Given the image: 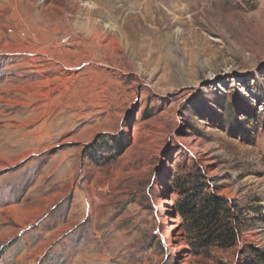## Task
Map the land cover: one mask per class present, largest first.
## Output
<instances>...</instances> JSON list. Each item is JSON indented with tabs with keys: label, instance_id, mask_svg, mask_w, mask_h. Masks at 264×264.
I'll list each match as a JSON object with an SVG mask.
<instances>
[{
	"label": "rangeland",
	"instance_id": "obj_1",
	"mask_svg": "<svg viewBox=\"0 0 264 264\" xmlns=\"http://www.w3.org/2000/svg\"><path fill=\"white\" fill-rule=\"evenodd\" d=\"M261 1L0 0V264H181L173 225L182 264H264ZM178 177L233 247L188 250Z\"/></svg>",
	"mask_w": 264,
	"mask_h": 264
},
{
	"label": "trees",
	"instance_id": "obj_2",
	"mask_svg": "<svg viewBox=\"0 0 264 264\" xmlns=\"http://www.w3.org/2000/svg\"><path fill=\"white\" fill-rule=\"evenodd\" d=\"M114 140V139H113ZM122 140V139H121ZM112 143L115 153L119 154L126 141ZM175 191L180 198L174 202V209L184 227L185 242L188 250L197 256L207 252L211 246L221 249L231 248L236 244L240 226L237 216L228 200L222 196L204 192L203 183L198 179H172ZM262 261V259H258Z\"/></svg>",
	"mask_w": 264,
	"mask_h": 264
},
{
	"label": "bare ground",
	"instance_id": "obj_3",
	"mask_svg": "<svg viewBox=\"0 0 264 264\" xmlns=\"http://www.w3.org/2000/svg\"><path fill=\"white\" fill-rule=\"evenodd\" d=\"M259 10H260L259 12H261V14L264 15V0L261 1ZM167 203H169V202L165 201V203L162 204L161 207H162V209L168 211L167 213L169 216L174 217L173 215H171V210H169V208L167 207ZM174 227H175V225H173L170 229V233L172 236L169 240V245H171L172 251L176 252L175 255L178 259V262L182 264V263L186 262V254L184 252H182L181 249L179 250L180 245H181V241L178 238L179 231L176 230ZM178 251H180V252H178Z\"/></svg>",
	"mask_w": 264,
	"mask_h": 264
}]
</instances>
